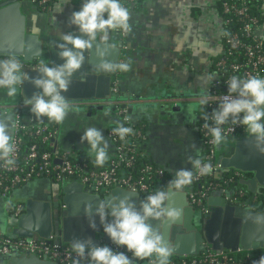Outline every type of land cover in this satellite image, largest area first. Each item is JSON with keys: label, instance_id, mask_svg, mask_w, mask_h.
<instances>
[{"label": "crops", "instance_id": "obj_1", "mask_svg": "<svg viewBox=\"0 0 264 264\" xmlns=\"http://www.w3.org/2000/svg\"><path fill=\"white\" fill-rule=\"evenodd\" d=\"M221 1L135 0L128 4L131 32L110 33L108 37L110 44L121 46L119 63L130 65L128 72L113 74V80L118 83L114 99L69 101L72 110L60 124L46 118L38 120L25 106L20 110L22 121L33 128L43 125L52 128L56 131L54 144L57 150L68 151L77 159L87 161L91 167L98 168L100 166L94 163L95 158L87 144L80 143V137L88 127L100 129L108 141L110 159L115 145L107 137V131L119 126L117 106L125 103L131 124L140 126L144 134L145 139L139 145L140 153L171 180L177 169L191 167L189 157L201 158L204 154L199 122L205 105L200 104V99L213 87L217 79L214 63L223 53ZM59 3L60 0H53L48 12L38 9L31 0H23L21 4L28 31L39 35L49 49L61 41L62 33L74 31L69 19L74 11L79 10L83 0H66L62 14L58 11ZM258 35L264 41V0ZM97 41H100L99 37ZM7 58L0 56V60ZM20 63L27 72L29 66ZM22 90L23 87L15 97H9L6 90L0 89V115L8 111L15 118L13 107L25 105ZM52 184L45 178L31 181L15 191L11 200L24 204L27 197L47 199L55 192L56 186ZM190 190L191 187L183 191L194 210L191 221L199 227L205 215L190 204ZM179 199L173 195L170 206L178 208ZM258 205L259 211L264 210V201L259 199ZM8 213L9 201L0 198V231L3 235H9L5 225ZM0 264H8L6 257L0 255ZM135 264L152 263L145 259L136 260Z\"/></svg>", "mask_w": 264, "mask_h": 264}, {"label": "clouds", "instance_id": "obj_2", "mask_svg": "<svg viewBox=\"0 0 264 264\" xmlns=\"http://www.w3.org/2000/svg\"><path fill=\"white\" fill-rule=\"evenodd\" d=\"M64 5L66 0H60L58 11L61 14ZM130 16L122 0H83L79 10L74 11L69 19L70 25L77 29L79 35L62 33L61 42L57 45V55L62 63L50 66L41 62L37 76L30 77L15 56L0 60V89L6 90L7 96L15 97L25 82H30L37 89L30 98L25 96V106L30 113L38 120L46 118L49 122L62 123L72 110L65 94L73 77L85 64V53L96 44L98 37L106 47H115L109 43V34L130 33ZM99 54L103 56L104 52ZM99 70L104 73L128 72L130 65L104 61ZM213 101L217 107L210 115L205 114L203 117L206 121H212L204 125L212 137L211 143L220 146L226 141L224 126H228L227 131H234L239 126L254 140L255 150L264 155V76H233L228 81L227 94L219 97L205 94L200 104L208 105ZM15 127L16 121L10 112L5 111L0 115V164L3 166L15 164L17 146L12 135ZM113 131L121 140L133 133V129L124 124ZM80 143L87 144L97 166L102 167L109 159V144L100 129L86 128ZM188 163L191 167L177 169L165 189L156 190L139 202L133 199L137 194L134 187L131 195L113 196L110 201H101L95 210V217L99 219L110 244L98 245L91 238L74 241L72 251L76 258L73 264H135L136 260L152 257L156 258V264H170L175 245L166 241L162 232L153 228L150 221H158L161 225L177 224L183 211L170 206L173 194L193 183L196 178L194 170L200 176L213 172L211 163L201 158L189 157ZM96 219L90 221L93 231L97 228ZM257 219L264 220V217ZM256 264H264V256Z\"/></svg>", "mask_w": 264, "mask_h": 264}, {"label": "built area", "instance_id": "obj_3", "mask_svg": "<svg viewBox=\"0 0 264 264\" xmlns=\"http://www.w3.org/2000/svg\"><path fill=\"white\" fill-rule=\"evenodd\" d=\"M48 1L31 0L42 10H50ZM134 1L122 0V3L127 6ZM262 11L263 0L221 1L223 53L214 63L217 79L208 95L219 97L227 94V84L233 76L241 78L252 75L264 76V41L258 35ZM112 92L113 94L118 92L116 81H113ZM89 103L87 104L90 106ZM24 107L25 105L13 107L16 121L13 139L17 146L15 164L11 167L0 164V198L9 201V211L14 218L20 217L24 212L23 203L11 200L14 191L40 178L54 183L59 191L68 183L76 181L83 186L85 192L90 194H105L116 187L131 192L134 187L142 200L157 190L156 181H163L164 185L169 183L170 180L165 177L162 170L142 161L144 157L139 151V145L145 139L144 134L140 126L130 125L131 121L125 103L118 104L116 113L120 118V124L131 127L133 133L121 140L113 131L116 127L108 129L107 137L113 141L115 152L108 160V167L105 169L90 167L86 162L79 161L70 152L57 150L54 144L56 131L44 125L35 128L25 125L20 116V110ZM215 107H217L215 101L205 105L199 122L205 161L211 163L213 167L211 174L224 171L218 161L214 160L216 145L211 143L212 137L208 129L204 127L205 123H212L211 120L206 121L203 118L204 115H210ZM224 127L227 139L233 138L237 141L239 138L247 136L242 127L237 126L234 131H227L228 126ZM22 135L39 138L40 141L31 143L24 148L25 142ZM41 145H46L48 149L41 150ZM137 164L138 168L135 169ZM224 172L228 174L224 183L207 184L202 185L199 189H191L188 192L190 204L206 215L205 201L207 198L212 193H221L230 205L242 204L251 210L259 211L257 207L259 206L257 197L259 194L249 193L245 188L238 189L232 196L226 194L228 185L239 183L240 180L248 178V175L233 169ZM194 175L196 178L193 183L196 184L204 177L195 170ZM262 193L264 194V189H262ZM60 211L61 213L64 211L62 204ZM104 244L107 243H100V245ZM13 253L34 255L39 259L56 264H73L76 258L72 248L63 243L55 234H52L48 241L19 239L0 234V255L7 257ZM261 256H264V249L216 253L210 248H205L199 256L178 257L176 262L170 261V264H256ZM149 262L155 264L156 258H149Z\"/></svg>", "mask_w": 264, "mask_h": 264}, {"label": "water", "instance_id": "obj_4", "mask_svg": "<svg viewBox=\"0 0 264 264\" xmlns=\"http://www.w3.org/2000/svg\"><path fill=\"white\" fill-rule=\"evenodd\" d=\"M22 1L0 0V56L20 58L22 63L29 66V76L35 77L41 62L53 66L62 63L57 55V45L61 41L49 49L39 35L28 31L27 19L21 9ZM72 33L79 35L76 28ZM99 52H104V55L101 56ZM120 54L121 46L106 47L97 41L87 50L84 66L73 77L65 94L68 100L100 102L114 99V72L104 73L99 66L104 61L119 63ZM36 91L30 82L23 85L24 98H30ZM218 163L224 171L233 169L247 174L248 178L240 180L239 185L249 193L260 194L264 189V155L255 150L254 140L248 136L235 141L231 153L220 156ZM60 195L64 211L61 213L60 208L57 209L56 220L50 201L27 197L22 215L6 218L8 234L19 239L41 241H48L55 234L71 248L74 241L89 238L98 245L101 242L108 244L110 241L95 217V210L101 201H110L113 196L131 195V192L116 187L105 194H90L84 191L81 184L72 181L60 190ZM173 195L180 198L178 208L182 211L184 208L181 220L174 225L150 221L153 228L162 232L166 241L174 243L173 256H199L206 246L216 253L264 249V220L257 219L264 217V210L254 211L242 204L230 205L220 193H212L206 200L207 214L197 227L191 221L194 210L189 206L186 193L180 191ZM133 199L137 202L142 200L138 193ZM93 219L97 222L95 231L90 228ZM6 260L8 264H56L27 254L13 253Z\"/></svg>", "mask_w": 264, "mask_h": 264}, {"label": "trees", "instance_id": "obj_5", "mask_svg": "<svg viewBox=\"0 0 264 264\" xmlns=\"http://www.w3.org/2000/svg\"><path fill=\"white\" fill-rule=\"evenodd\" d=\"M52 4H53V0H49L48 1V6L50 8H51ZM37 8L40 9L41 11H43V12H48L49 11V10H42L38 6H37ZM17 59L20 61V58H17ZM130 125L132 126V124H130ZM115 127H117V126H115ZM133 127H135V126H133ZM22 138H23V140L25 142L24 148L27 147L28 145H30L31 143H39V141H40L39 138L29 137L27 135H22ZM235 140L236 139L228 138V139H226V141L222 145L215 146V149H214V160H215V162L218 161V159H219L220 156H228L231 153ZM40 149L41 150H47L48 147L46 145H41L40 146ZM201 159L205 161V152H204L203 156L201 157ZM79 161H82V160L79 159ZM142 161L148 163V161L145 160V159L142 160ZM87 164L90 166L89 163H87ZM139 166H140V163H139ZM107 167H108V162H107L106 165H104L102 167L100 166L97 169H105ZM137 168H138V164L136 165L135 169H137ZM227 177H228V174H227V172H224V171L217 172L216 174L205 175L199 181V183H197V184L196 183H192L187 188L191 187V189H199V188H201L202 185L216 184V183H224L225 180L227 179ZM155 184H156L155 187L157 189L163 188L165 186L164 183H163V181H156ZM21 188H19V189H21ZM240 188H244V187L240 186L239 183H235V184L228 185L227 186V191H226L227 196H232L234 194V192H236ZM19 189H17V190H19ZM257 197H258V199H261L262 201H264V194L263 193L262 194L260 193L259 195H257ZM6 236H10V235H6ZM178 259H179L178 257L172 256L170 258V261L176 262Z\"/></svg>", "mask_w": 264, "mask_h": 264}, {"label": "flooded vegetation", "instance_id": "obj_6", "mask_svg": "<svg viewBox=\"0 0 264 264\" xmlns=\"http://www.w3.org/2000/svg\"><path fill=\"white\" fill-rule=\"evenodd\" d=\"M40 62V61H39ZM55 192L52 194H50L47 199H44V201H50L52 204V212H53V216L54 219L56 220V214H57V209L60 208L61 206V200H60V191L58 190V188L56 187V189H53ZM42 200V199H41ZM10 213H8L9 217H13L11 211H9ZM59 213V212H58ZM60 215V214H59Z\"/></svg>", "mask_w": 264, "mask_h": 264}, {"label": "rangeland", "instance_id": "obj_7", "mask_svg": "<svg viewBox=\"0 0 264 264\" xmlns=\"http://www.w3.org/2000/svg\"><path fill=\"white\" fill-rule=\"evenodd\" d=\"M52 185H53V187H55V186H56L54 183H53Z\"/></svg>", "mask_w": 264, "mask_h": 264}]
</instances>
